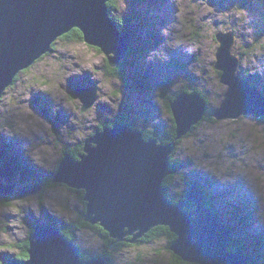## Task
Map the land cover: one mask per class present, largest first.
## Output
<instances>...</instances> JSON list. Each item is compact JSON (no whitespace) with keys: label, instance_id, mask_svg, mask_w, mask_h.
I'll use <instances>...</instances> for the list:
<instances>
[{"label":"rangeland","instance_id":"obj_1","mask_svg":"<svg viewBox=\"0 0 264 264\" xmlns=\"http://www.w3.org/2000/svg\"><path fill=\"white\" fill-rule=\"evenodd\" d=\"M117 3L114 17L134 21L122 81L106 75L107 61L98 49L58 39L0 98V170L13 174L9 182L0 176V186L10 188L9 195L0 194V264L18 257L32 227H60L83 211L73 190L49 179L62 154H76L97 126L123 119L135 130L164 133L172 125L164 104L180 90H197L209 115L220 107L227 88L214 70L216 33L232 34L236 75L264 96V0ZM91 87L97 89L96 102L81 113L73 91ZM173 153L179 170L169 190L172 201L196 184L243 254L263 264V120H202ZM39 185L38 193L18 197ZM75 245L86 256L102 250L101 239L90 231L77 233ZM111 264H171L167 239L120 246Z\"/></svg>","mask_w":264,"mask_h":264},{"label":"water","instance_id":"obj_2","mask_svg":"<svg viewBox=\"0 0 264 264\" xmlns=\"http://www.w3.org/2000/svg\"><path fill=\"white\" fill-rule=\"evenodd\" d=\"M109 1L0 0V98L19 73L73 30L81 34L82 43L104 55L110 68L118 67L131 39L110 19ZM214 37L219 44L214 70L227 89L211 118H264V96L236 75L234 37L230 32ZM96 94L94 87L73 91L81 104L80 112L96 102ZM169 109L175 127L173 142L163 145L158 139L146 141L142 131L120 123L102 128L83 142L77 160L68 154L62 156L49 182L83 192L82 221L103 230L112 241L110 249L124 241L134 245L152 229L165 227L175 237L169 252L185 264H248L241 250H229L231 230L208 208L195 184L188 186L184 200L177 204L165 198L162 184L173 174L169 158L175 143L203 120L206 103L191 89L176 95ZM0 176L9 182L13 174L0 170ZM41 188L39 185L18 197L36 194ZM6 189L0 186V194L9 195L10 188ZM187 201L194 205L191 212L185 210ZM27 242V259L5 264H109L99 257L82 262L75 243L50 224L34 226Z\"/></svg>","mask_w":264,"mask_h":264},{"label":"trees","instance_id":"obj_3","mask_svg":"<svg viewBox=\"0 0 264 264\" xmlns=\"http://www.w3.org/2000/svg\"><path fill=\"white\" fill-rule=\"evenodd\" d=\"M107 7H108V14L110 16V19L115 23V25L117 26L118 31L120 33H123V34L128 33L130 35V39L132 40V36H131V34L129 32V28L132 26V24L134 22L133 19H131L129 16H124V17H121V18H115L114 17V14L118 13V3H117V0H111V1H109L107 3ZM60 39H62V40L69 39V40H74V41H80L81 42L82 41V36H81V34L77 30H73L69 34L61 37ZM52 46H51V51H52ZM129 51H130V47H129V50H128L127 55L129 54ZM126 59L127 58L125 57L124 60L121 62V64L118 67H116V68H110L107 65V62L105 60V62H106V64H105V67H106L105 68L106 69L105 70V73H106V75L109 76V77H111L112 79H117L119 81H122L123 80V76H122L123 75V66H124V61ZM188 91L189 90H180V91H178L176 93V95L181 94V93H185V92H188ZM194 91L201 98H203L197 90H194ZM262 91H264V90L262 89L261 92ZM175 96H173L171 99L167 100L169 102L166 101L165 104H164L165 105L166 112L169 115H170L169 104H170L171 101L174 100V97ZM205 103H206V114H205V116L203 118V121H205L206 119L209 120V121H212L213 119L211 118V115L208 114V107H207L208 104H207V100H205ZM262 120L264 122V118ZM119 123L129 126L131 129H134L131 124L126 123L123 119H120V120H117V121L112 122L110 124H104V125L97 126L90 133V135H88V137L85 138V140L88 139L89 137H91L92 135H94L96 132L101 131L102 128H112L113 126H115L116 124H119ZM171 124H172L171 125V128L168 131L164 132V133H159V134L156 133L154 135H151L149 133H146V132L142 131L143 132L144 140L149 141V140H152V139H158L159 142L161 144H163V145H167V144L173 142L174 141V138H175V133H174L175 127H174V123H173L172 119H171ZM162 134H164V135L162 136ZM179 142H180V140H178L175 143L174 153L177 150V146H178ZM82 147H83V143H80V150L77 153V155H75V156H72L71 154H69L67 152H64L62 154V156L64 154H68L74 160H77L78 156L82 152ZM60 159H59V161H60ZM58 162H57V164H56V166H55V168L53 170L55 172H56V169H57ZM169 168L173 170V174L172 175H169L164 180V182L162 184L163 189H164V196H165V198L170 203L177 204L178 202H181V201L184 200V195H185L187 189H185V191L183 192V196H182L181 199H179L177 201L175 200L176 202L175 201H172V199L169 197V190L171 188V183H172V180L174 179V175L177 172V170H179V169L171 161V158H169ZM50 180H51V178L49 179V181ZM52 185H54V184H52ZM73 192L77 194V196L79 197L80 202L84 206V203L82 201L83 192L82 191H74V190H73ZM206 205L208 206V208H210L211 210H213V208H211L209 204H206ZM192 209H193V206L191 204H187L186 205V211L191 212ZM83 213H84V209L76 217V219H74V220H72L70 222H64L62 226L58 227V230H59L60 234L66 240L73 241L74 243H75V236H76V234L79 233V232H82V231H90V232L96 233L98 235V237L101 239V241H102V250H101V252L98 255H96L94 257H92L93 255H90V256L84 255L83 253H81L79 251L78 247H76L78 249V251H79V255H80V258H81V261L82 262L83 261H87V260H89L91 258H97V257H99V258L106 259L107 262L109 264H111V262H112V251H116V249H118L120 246H126V247H130L131 246L127 242H125V243L123 242V243H120V244H116L115 246L112 247V249H110V244L112 242L111 239H109L108 235L103 230H101L98 226H90L89 224L83 222L82 221V215H83ZM32 230H33V227L28 232L29 235L32 232ZM162 237H166V239H167V249H168V247L170 246V244L175 240V237L172 234H170L169 231H168V229L165 228V227H156V228L152 229L147 235H145L144 237H142L141 239H139L137 242H140L142 240H146V241H152L153 240L154 241V240L160 239ZM27 249H28V242H27V239H26L25 241H23L18 246V250H19L20 254L18 255V257H15L13 260L14 261H23V260H26L27 259ZM229 250H231V251L241 250V247L239 245H237L234 242V240H231L230 245H229ZM171 264H185V263L181 262L177 257H175V256H173L171 254ZM248 264H254V263H252L251 260L248 258Z\"/></svg>","mask_w":264,"mask_h":264},{"label":"flooded vegetation","instance_id":"obj_4","mask_svg":"<svg viewBox=\"0 0 264 264\" xmlns=\"http://www.w3.org/2000/svg\"><path fill=\"white\" fill-rule=\"evenodd\" d=\"M78 148H79L78 150L76 149V154H75V153H73V156L77 155V153L79 152V150H80V147H78ZM182 196H183V194H182V195H180V196L178 197V200H179V199H181V198H182ZM187 204H191V205L193 206V209H194V205H193V203H192V202H190V201H187V202H186V205H187ZM206 204H207V202H206ZM193 209H192V210H193ZM185 210H186V207H185ZM126 239H128V238H126ZM126 239H125V240H126ZM142 241H144V240H142ZM154 241H156V240H154ZM124 243H125V241H124Z\"/></svg>","mask_w":264,"mask_h":264},{"label":"bare ground","instance_id":"obj_5","mask_svg":"<svg viewBox=\"0 0 264 264\" xmlns=\"http://www.w3.org/2000/svg\"><path fill=\"white\" fill-rule=\"evenodd\" d=\"M201 9H202V8H201ZM205 9H207V7H206ZM126 28H127V27H126ZM76 99H77V98H76ZM94 103H95V102H94ZM94 103H92V105H93ZM92 105H91V106H92ZM80 106H81V105H80ZM91 106L89 107V109L91 108ZM87 110H88V109H87ZM87 110H86V111H87ZM86 111H84V112H86ZM84 112H81V113H84ZM176 199H177V198H176Z\"/></svg>","mask_w":264,"mask_h":264},{"label":"clouds","instance_id":"obj_6","mask_svg":"<svg viewBox=\"0 0 264 264\" xmlns=\"http://www.w3.org/2000/svg\"><path fill=\"white\" fill-rule=\"evenodd\" d=\"M172 119V118H171ZM263 119V118H262ZM34 228V227H33ZM58 228V227H57ZM242 251V250H241Z\"/></svg>","mask_w":264,"mask_h":264}]
</instances>
